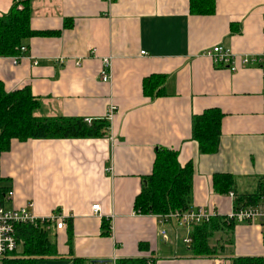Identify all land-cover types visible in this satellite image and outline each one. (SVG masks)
Returning <instances> with one entry per match:
<instances>
[{"label":"crops","instance_id":"1","mask_svg":"<svg viewBox=\"0 0 264 264\" xmlns=\"http://www.w3.org/2000/svg\"><path fill=\"white\" fill-rule=\"evenodd\" d=\"M13 2L0 0V15ZM190 4L31 0L32 27L57 32L27 37L29 54L18 62L0 56L5 88L29 85L40 101L38 115L101 118L115 106L107 135L14 139L1 155V173L14 192L7 193L5 206L32 204L37 217L61 212L69 221L62 228L47 226L57 253L37 264H89L114 255L119 261L153 255L155 264H234L238 255L264 256L259 221H235L233 233L217 230L211 243L220 253L197 255L183 240L188 228L135 209L161 146L177 149L183 165L192 161L191 205L220 216L231 213L235 196L216 189L215 173L232 174L237 189L248 192L264 176L263 68L239 63L232 70L207 53L217 43L235 53H260L264 0H215L209 13H194ZM106 57L110 81L101 78ZM151 74L166 75L165 93L145 94L143 80ZM210 107L224 115L219 149L205 153L192 123ZM94 203L101 204L100 212L93 211Z\"/></svg>","mask_w":264,"mask_h":264},{"label":"trees","instance_id":"2","mask_svg":"<svg viewBox=\"0 0 264 264\" xmlns=\"http://www.w3.org/2000/svg\"><path fill=\"white\" fill-rule=\"evenodd\" d=\"M191 11L209 13L215 10V0H191ZM31 0H14L10 10L0 15V56L20 54L24 40L32 35H48L57 31L36 30L31 25ZM70 24L65 21V26ZM166 75L151 74L144 78L143 89L147 95L163 94ZM39 99L29 85L15 90H7L0 79V205H4L9 191L8 177L1 173V155L11 148L14 139L95 137L110 133L111 119L93 118L91 122L83 116L38 115ZM223 111L218 107L207 108L194 115L192 134L199 142L202 152L211 153L219 149L222 133ZM178 150L166 146L158 147L153 170L146 175L143 186L135 199V209L140 213L163 214L174 209H185L191 205L194 167L192 161L185 165L178 158ZM236 180L229 173H215L214 185L219 191L235 193L234 206L258 203L264 195V176L258 187L252 191H240ZM69 222V221H68ZM105 222H107L105 220ZM235 220L226 216H214L209 221L194 224L191 229V250L197 255L219 254L218 247L211 243L217 230H231ZM109 233V225L106 227ZM16 238L19 248L13 254L0 260V264H37L40 257L57 253V244L51 239L46 225L38 223H18ZM233 238V237H231ZM233 243V239H232ZM142 259H121L119 264H143ZM234 264H264V256L238 255Z\"/></svg>","mask_w":264,"mask_h":264},{"label":"built area","instance_id":"3","mask_svg":"<svg viewBox=\"0 0 264 264\" xmlns=\"http://www.w3.org/2000/svg\"><path fill=\"white\" fill-rule=\"evenodd\" d=\"M111 3L114 0H106ZM141 53L146 54V50H142ZM207 53L211 55L219 65L228 66L232 70L239 68L240 64H252L258 63L261 65L264 71V49L257 54H241L233 52L229 47L222 43H217L213 47L207 49ZM29 54V48L26 44H22L20 54L13 55L15 62L20 61L23 57ZM111 64L110 58H105V68L101 71V78L104 81H110L112 74L107 70V66ZM264 96V88H263ZM115 111V106L111 105L108 113V118L111 119ZM93 117H86L88 122H91ZM8 193L12 195L14 192L9 190ZM230 194L235 196L233 190ZM93 211L98 213L101 210L100 203H94L92 207ZM161 221L175 223L177 226L188 228V234L184 236L185 243L190 244L193 240L191 236V228L194 224L203 223L209 221L212 217L218 214L211 208H207L203 205L194 206L190 205L185 209H174L167 213L157 214ZM228 220L235 221H259L263 225L264 229V195L258 203L244 204L239 207H233L231 213L226 216ZM48 226L49 224H55L58 228L65 227L68 224L67 215L61 212H53L47 217H37L32 209V204L23 206L20 208L7 207L0 205V260L8 255L13 254L19 248V243L16 238V225L18 223H38ZM162 234L167 236L166 229L162 230ZM89 264H119L117 256L95 258L89 261ZM143 264H155V257L148 255L145 257ZM215 264H226L224 260H219Z\"/></svg>","mask_w":264,"mask_h":264},{"label":"rangeland","instance_id":"4","mask_svg":"<svg viewBox=\"0 0 264 264\" xmlns=\"http://www.w3.org/2000/svg\"><path fill=\"white\" fill-rule=\"evenodd\" d=\"M54 235L51 234V237H53ZM54 238V237H53ZM223 255V254H222Z\"/></svg>","mask_w":264,"mask_h":264}]
</instances>
